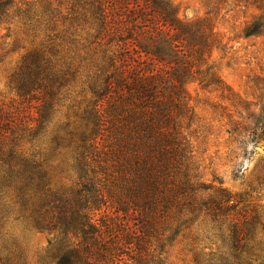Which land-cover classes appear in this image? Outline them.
Masks as SVG:
<instances>
[{"label": "trees", "instance_id": "1", "mask_svg": "<svg viewBox=\"0 0 264 264\" xmlns=\"http://www.w3.org/2000/svg\"><path fill=\"white\" fill-rule=\"evenodd\" d=\"M255 1L246 38L264 36ZM15 16L44 38L11 75L16 96L0 98V264L25 262L15 222L54 235L50 264H168L198 223L211 245L195 264H264L259 205L207 183L189 135L190 83L234 95L209 63L224 45L210 17L184 20L170 0H0V29ZM256 84L260 109L241 100L245 123L229 119L242 148L243 133L264 139Z\"/></svg>", "mask_w": 264, "mask_h": 264}, {"label": "rangeland", "instance_id": "2", "mask_svg": "<svg viewBox=\"0 0 264 264\" xmlns=\"http://www.w3.org/2000/svg\"><path fill=\"white\" fill-rule=\"evenodd\" d=\"M177 8L180 18L197 20L210 17L223 41L221 48L214 49L209 59L218 69L224 81L231 87L234 95L218 91H206L198 82L188 85L191 104L200 121L194 124L189 135L200 172L207 183L227 188L234 194H244L250 201L259 205L264 221V139L258 143L250 141L246 132L243 148L228 130L229 119L245 123L243 115L247 112L241 100L249 104L251 110H259L260 90L257 78L264 77V36L246 38L244 28L261 12L255 0H170ZM37 9L41 3L37 2ZM44 32L32 30L19 17H13L0 29V98H14L10 82L23 56L39 47ZM79 99V98H78ZM71 103V102H69ZM76 109V108H75ZM241 112V113H240ZM73 109L64 108L62 120L72 114ZM246 148V152L245 149ZM58 186L69 187L74 181L72 172L60 174L55 179ZM211 226L198 223L185 235L180 236L165 254L168 264H195L194 253L204 246H210L204 238ZM13 231L21 243L24 264H50V240L53 234L32 230L26 223L15 222ZM199 232V233H198ZM204 240L195 244V236ZM218 244V240H215ZM260 247L264 249V231L259 237ZM216 248L217 245H214ZM208 251L210 248L207 249Z\"/></svg>", "mask_w": 264, "mask_h": 264}]
</instances>
